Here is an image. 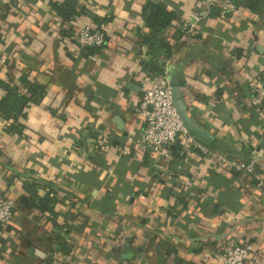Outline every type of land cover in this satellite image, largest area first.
Returning <instances> with one entry per match:
<instances>
[{"label":"crops","instance_id":"crops-1","mask_svg":"<svg viewBox=\"0 0 264 264\" xmlns=\"http://www.w3.org/2000/svg\"><path fill=\"white\" fill-rule=\"evenodd\" d=\"M52 1L0 0V78L28 73L46 87L26 108L22 133L8 131L14 120L0 114V197L16 203L0 230V264H222L213 255L245 241L255 247L250 264H264V188L218 159L262 153L264 174V107L252 105L251 88L264 79V0L214 15L222 0H77L70 20ZM150 2L181 21L199 18L193 33L173 39L165 74L209 134V142L195 136L209 153L177 144L162 159L142 140L135 107L141 63L152 58ZM96 18L103 47L61 32ZM25 183L41 196L56 188L55 217L30 208Z\"/></svg>","mask_w":264,"mask_h":264},{"label":"built area","instance_id":"built-area-1","mask_svg":"<svg viewBox=\"0 0 264 264\" xmlns=\"http://www.w3.org/2000/svg\"><path fill=\"white\" fill-rule=\"evenodd\" d=\"M220 5L224 12H236L238 9L233 0H222ZM198 19L197 16L196 21L183 20L182 29L186 30V33H193ZM171 29L176 31L177 25H173ZM69 37L82 47H103L107 39L103 24H82L71 31ZM251 88L252 105L257 108L264 107V79L254 78ZM172 94L173 85L165 73L154 75L144 81L143 95L135 109L143 120L142 140L145 146L158 153V157L162 159L169 158L172 146L177 144L188 149L195 147L204 153H209L210 150L206 144L192 135L185 126L173 103ZM258 156L250 161H239L221 153L218 159L222 164H228L238 171L251 175L258 182L257 187L264 188V174L258 169L256 163ZM15 211V201L1 196L0 230L10 223ZM254 250L255 247L251 241L234 242L213 256L222 264H250Z\"/></svg>","mask_w":264,"mask_h":264},{"label":"trees","instance_id":"trees-1","mask_svg":"<svg viewBox=\"0 0 264 264\" xmlns=\"http://www.w3.org/2000/svg\"><path fill=\"white\" fill-rule=\"evenodd\" d=\"M236 5L239 0H233ZM77 0H64L62 3L53 0L51 6L59 13L63 19H71L72 15L77 13ZM250 3V2H249ZM151 14L147 15L148 26L153 29L151 36L145 37L144 41L149 45L152 58L149 61H142V68L145 72L144 80H148L154 75L164 74L167 59L174 51L173 39L179 40L186 35V30L182 29L179 15L174 11H169L160 3H149ZM224 12L222 7H213L211 14ZM177 20V30L172 31L173 21ZM97 25H102L103 21L96 18ZM72 30L62 29L64 35H69ZM190 34V33H188ZM100 48V47H89ZM0 89L6 91L5 95L0 98V114L6 119H13L14 122L9 126L8 131L22 133L26 118V108L31 104H39L46 94V87L37 80L31 79L28 73H22L19 81L14 78L8 80L0 78ZM25 189L30 194L29 206L31 209L38 211H49L54 217L56 216L55 205L63 198L59 197L56 188H50L41 196L37 191V183H25ZM55 225H58L55 221ZM57 242L64 252H69L72 246L62 236H58ZM47 264L49 261L46 262Z\"/></svg>","mask_w":264,"mask_h":264},{"label":"water","instance_id":"water-1","mask_svg":"<svg viewBox=\"0 0 264 264\" xmlns=\"http://www.w3.org/2000/svg\"><path fill=\"white\" fill-rule=\"evenodd\" d=\"M173 103L176 107V110L178 112V114L180 115V117L182 118L185 126L187 127V129L190 131L191 134H193L194 136L209 142L210 141V136L209 134L202 129L201 127H199L187 114L186 112V108L184 106V104L182 103V101L180 100L179 96H178V87L173 88Z\"/></svg>","mask_w":264,"mask_h":264}]
</instances>
